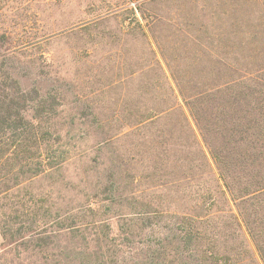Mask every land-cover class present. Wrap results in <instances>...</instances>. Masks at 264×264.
<instances>
[{
    "label": "rangeland",
    "instance_id": "rangeland-1",
    "mask_svg": "<svg viewBox=\"0 0 264 264\" xmlns=\"http://www.w3.org/2000/svg\"><path fill=\"white\" fill-rule=\"evenodd\" d=\"M263 23L264 0H0V74L38 90L51 131L43 172L33 159L0 193V264H68L72 222L139 253L199 196L229 221L234 204L180 86L261 65ZM9 163L0 181L13 183ZM238 238L246 249L233 258L264 264L249 235ZM174 246L166 264H179Z\"/></svg>",
    "mask_w": 264,
    "mask_h": 264
},
{
    "label": "trees",
    "instance_id": "trees-1",
    "mask_svg": "<svg viewBox=\"0 0 264 264\" xmlns=\"http://www.w3.org/2000/svg\"><path fill=\"white\" fill-rule=\"evenodd\" d=\"M253 38L264 41V33L257 32ZM254 66L243 76H196L186 80V87L180 86L219 179L234 204L236 213L229 221L214 218V200L207 201L206 206L199 196L196 208L183 206L179 213H172L176 221L168 234L139 253L135 246L123 251L114 241L91 239L89 233H84L87 228L72 222L68 230V264H166V249L171 245H175L179 264H218L217 257L224 259L220 264H242L243 257L233 258V251L240 255L246 249L242 242L237 244L238 231L249 235L264 259V62ZM42 97L36 88L23 89L20 79L8 69L0 74V169L11 160L9 170L16 177L13 183L0 181V193L20 183L19 175L28 171L25 167L33 159L38 165L34 175L42 171L44 153L51 147L41 142L51 132L41 126L46 113ZM169 113L161 111L160 116ZM156 115L150 118H158ZM219 223H223L221 230L215 228ZM4 232L14 235L7 229ZM105 246L113 250L104 251Z\"/></svg>",
    "mask_w": 264,
    "mask_h": 264
}]
</instances>
